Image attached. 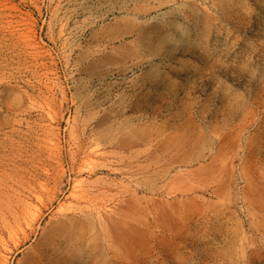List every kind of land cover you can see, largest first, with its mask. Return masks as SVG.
Here are the masks:
<instances>
[{
    "label": "rangeland",
    "instance_id": "1",
    "mask_svg": "<svg viewBox=\"0 0 264 264\" xmlns=\"http://www.w3.org/2000/svg\"><path fill=\"white\" fill-rule=\"evenodd\" d=\"M0 264H264V0H0Z\"/></svg>",
    "mask_w": 264,
    "mask_h": 264
},
{
    "label": "bare ground",
    "instance_id": "2",
    "mask_svg": "<svg viewBox=\"0 0 264 264\" xmlns=\"http://www.w3.org/2000/svg\"><path fill=\"white\" fill-rule=\"evenodd\" d=\"M220 147L222 148V146H220ZM70 212H71V210H70ZM76 224H77V221H76V218L74 216L68 215V214L63 212L59 215V217H58L53 229L51 230L50 234L53 235L54 238H57V239L62 240V241L69 240L71 237L73 229L76 227Z\"/></svg>",
    "mask_w": 264,
    "mask_h": 264
}]
</instances>
